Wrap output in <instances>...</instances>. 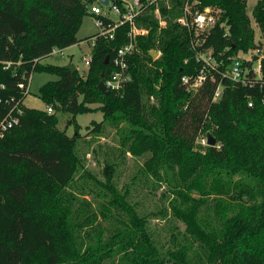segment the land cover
Masks as SVG:
<instances>
[{
  "label": "trees",
  "instance_id": "obj_1",
  "mask_svg": "<svg viewBox=\"0 0 264 264\" xmlns=\"http://www.w3.org/2000/svg\"><path fill=\"white\" fill-rule=\"evenodd\" d=\"M92 1L0 0V121L16 104L22 108L19 123L0 137V264H264V87L219 73L197 89L182 83L201 66L189 30L175 20L174 9L185 0L160 3L164 27L153 5L137 18L148 33L138 36L122 96L104 94L98 83L103 70L105 78L112 70L114 49L127 40V24L113 39H96L85 76L42 63L54 49L79 42ZM200 1L222 10L205 46L226 62L256 51L264 75L249 0ZM252 14L264 35V0ZM153 48L161 50L159 57L153 58ZM245 63L252 68L254 55ZM36 71L59 76L39 90L51 113L24 104ZM218 84L222 94L213 100ZM151 96L157 103L148 105ZM90 103L103 112L102 121H92L93 133L111 125L123 154L149 153L144 174L167 184L169 205L159 213L185 224L183 241L173 235L172 246L161 245L150 213H141L130 190L116 184V164L106 162L102 179L93 175L77 153L79 125L73 136L58 128L59 112L75 119L95 110ZM202 133L213 134L216 144L197 148Z\"/></svg>",
  "mask_w": 264,
  "mask_h": 264
},
{
  "label": "rangeland",
  "instance_id": "obj_2",
  "mask_svg": "<svg viewBox=\"0 0 264 264\" xmlns=\"http://www.w3.org/2000/svg\"><path fill=\"white\" fill-rule=\"evenodd\" d=\"M256 2L257 0H249L247 12L251 19V26L255 31V40L258 45L262 46L264 35L254 21L252 14ZM168 7H170L169 3ZM177 9H174V11ZM112 15L117 17L116 13H112ZM97 32L98 27L95 24V18L93 14L88 13L84 16L77 33L79 42L64 48L62 52L54 49L50 55L42 58L41 62L59 66L72 62L80 74L85 76L92 56L93 36ZM155 50L157 53L153 58H157L159 56L158 52L161 51L153 48L151 49V53ZM260 51L264 52V48L260 49ZM238 54L246 59L250 58L252 54L254 56L257 55L258 52L251 51L244 53L241 51ZM58 78L59 76L55 73L45 71L34 72L30 79L29 93L24 99V104L31 108L45 109L46 104L39 96L40 87L46 82ZM156 85V88L161 90L163 88L162 80L158 81ZM156 103L157 99L154 96H151L147 102L148 105ZM88 105L95 110L80 112L75 116V119H73V115L69 112H59L57 114L58 128L65 130L69 136L75 134L76 123L79 125L80 138L77 142V153L85 168L93 175L102 179L104 177L103 168L106 162H114L116 164V184L122 190L126 188L130 190V200L137 204L141 213H150V227L158 242L165 248L172 246L174 244L173 235L176 236L177 241H183L185 224L176 217L171 216L170 213L167 216L159 213V211L165 210L169 205V198L166 196L168 192L165 191L167 184L165 182L160 183L152 175L148 176L144 174L145 161L149 158V153L134 155L127 152L123 154L120 147V136L117 129L111 125L105 124L101 134L93 133L91 131L93 127L92 121H102L103 112L97 110L99 103H90ZM70 121L72 122L69 123ZM203 137L204 134L202 133L197 139V148H205L206 144L202 143Z\"/></svg>",
  "mask_w": 264,
  "mask_h": 264
},
{
  "label": "built area",
  "instance_id": "obj_3",
  "mask_svg": "<svg viewBox=\"0 0 264 264\" xmlns=\"http://www.w3.org/2000/svg\"><path fill=\"white\" fill-rule=\"evenodd\" d=\"M168 0H108L103 3L101 0H94L87 4V10L93 14L98 32L93 36L92 46L98 37L113 39L118 27L127 24V40L125 43L115 48L112 56V70L107 78H104L106 86L116 95L124 94L126 85L132 80L131 58L139 51L138 36L148 33V28L139 25L137 18L142 15L149 6L155 7V16L160 19V26H166V21L161 19L160 3ZM200 0H185L183 5L175 10V20L190 32V43L194 50L196 61L201 66L197 74L183 75L182 83L188 88L197 89L203 85L210 77L215 80V73L221 74L234 83H241L247 86L260 85L264 87V75L262 74L261 57L254 60L252 68L245 63L247 59L236 53L228 57L227 62L214 53L212 46H205L208 36L219 23L222 10L214 6L201 7ZM112 13H116L114 17ZM222 24V23H221ZM225 36L230 35L229 27L225 29ZM62 52L63 50H58ZM159 56L161 51L158 52ZM157 56V57H159ZM85 59V58H84ZM188 59H185L187 61ZM157 86V85H156ZM222 85L218 84L213 94V100H218L222 94ZM264 101V96H263ZM253 105V101H249ZM47 111L53 112V108L48 106ZM22 108L16 104L14 108L0 121V137L14 125L19 123V115ZM202 143L207 144V136L202 138Z\"/></svg>",
  "mask_w": 264,
  "mask_h": 264
},
{
  "label": "water",
  "instance_id": "obj_4",
  "mask_svg": "<svg viewBox=\"0 0 264 264\" xmlns=\"http://www.w3.org/2000/svg\"><path fill=\"white\" fill-rule=\"evenodd\" d=\"M103 3H108V0H101ZM256 48L258 49V50H260V49H262L263 48V46H260V45H256ZM115 50V49H114ZM156 53H157V51L155 50L153 53H152V56H156ZM259 56L258 55H255L254 56V59L256 60L257 58H258ZM109 60H110V57H109V55H107L106 56V58H105V63L106 64H108L109 63ZM66 68H69V69H72V70H75V69H77V67L72 63V62H69V63H67L66 65H64ZM101 79H100V81H99V83H98V88L104 93V94H109L111 91H110V89L106 86V84H105V81H104V78H105V70H103L102 72H101ZM216 142H217V140H216V138H215V136L213 135V134H211V133H208L207 134V144L208 145H211V146H213V145H215L216 144Z\"/></svg>",
  "mask_w": 264,
  "mask_h": 264
}]
</instances>
